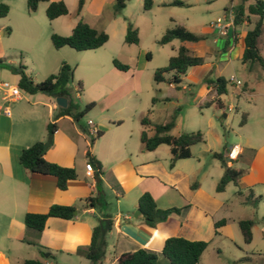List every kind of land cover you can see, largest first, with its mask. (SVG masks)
I'll return each mask as SVG.
<instances>
[{
    "label": "crops",
    "instance_id": "0c3cea01",
    "mask_svg": "<svg viewBox=\"0 0 264 264\" xmlns=\"http://www.w3.org/2000/svg\"><path fill=\"white\" fill-rule=\"evenodd\" d=\"M0 1L8 6L6 15L0 18V37L4 33L15 34L17 39L12 49L17 50L20 56L24 53L21 64L29 66L28 74L33 81H40L56 72L62 61L73 65L72 80L74 64L77 66L81 62L92 65L90 60L75 58L74 50L66 46L53 48L49 40L51 33L69 34L79 17L89 26L105 30L109 22L118 16L111 15L105 25L98 26L97 21L103 7L112 4L114 0H84L80 12L74 18L65 19L66 15H61L48 20L50 30L45 32L43 27L38 26L32 13L26 11L25 0L24 4L22 0ZM61 1L67 8L69 5H74L75 8L76 0ZM160 1L163 5L170 0ZM229 1L236 4L239 0ZM250 2L252 0H246L244 5ZM46 5L45 2L44 8ZM227 7L222 9V15ZM144 18L145 27L151 33L165 30V26L159 30L161 26ZM255 20L256 16L250 15L247 21L238 25L233 26L229 22L223 35L210 28L208 21L200 34L202 39L195 42L180 41L179 46H184L188 52L192 48L204 54L213 53L219 61L232 66L233 60H241L244 34ZM134 26L138 33L140 26L136 23ZM125 27V24L119 23L117 34L120 37H123ZM263 28L264 18L261 32ZM208 33L212 35L211 40L216 47L205 44ZM260 35L256 45L262 55L264 48L258 45ZM40 37L42 41L38 43ZM0 51V57H3L5 52L2 49ZM15 60L13 57L6 61L13 64ZM218 76L224 78L221 69H215L211 62L203 60L201 64L186 69L177 88L186 89L184 84L197 85L198 101H202L203 105H214L222 109L220 95H216L207 83L209 79ZM17 79L12 78L13 85L8 88L0 87V264H19L24 259H37L46 264L45 259L49 256L61 261L60 263L76 261L86 264L81 263L80 258L87 259L77 252V248L89 244L91 229L98 219L105 225V247L99 264H115L120 253L140 248L154 252L158 264H169L160 253L165 238L180 236L188 240H205L208 243L216 238L232 240L236 234L233 227L238 230L237 221L240 219L252 221L250 241L257 235L264 237V229L260 223L264 216V87L256 90L245 81H241L240 86L234 85L249 98V102L241 112L244 120L242 124L238 123L235 132L237 142L224 143L219 154L226 166L240 170L241 174L236 184L228 182L221 191H216L215 184L222 174V165H205L197 157L195 164L190 166L178 161L187 158L177 159L171 167L167 166L170 161L167 145L161 147L165 144H160L152 150L141 148L140 131L143 129L150 134L152 128L151 125H141L140 117L137 116V126L131 123L129 127L118 129H112L111 126L120 125L121 120L110 118L93 122L88 119L92 122L91 126L100 132L94 138L90 136L92 141L89 142L70 114L59 115L53 119L54 113L65 106H58L54 97L43 93L24 95L26 93L16 87ZM260 79L264 81L263 77ZM76 88L78 87L74 85L69 87L73 102ZM11 91L15 95L6 97ZM222 115L226 117L227 113ZM51 121L55 122L56 128L52 134L51 145L45 150L43 157L46 161L60 166L72 167L76 172L75 178L66 181L64 189L56 187L55 177L51 175L24 171L17 160L24 147L45 138L46 124ZM164 122L166 120L161 123ZM87 128L86 125L85 132ZM170 133L179 134L173 131ZM233 144L238 146V153L235 159L228 160L225 153ZM87 151L100 162L99 173L87 159ZM189 151L188 158L193 154L192 145ZM85 162L90 163V171L85 170ZM97 183L107 205L87 206L84 199L96 195ZM144 191L151 195L157 208H178L179 212H171L165 219L155 220L154 226H148L141 219L140 213H134L138 209L137 198ZM254 199L256 204L251 206L252 211H247L245 206H249ZM52 204L73 205L75 214L70 219L47 217L40 231L24 226V213H44ZM219 220H223V223L214 227V222ZM38 245L42 247V252ZM205 250L206 248L196 264H201ZM56 262L47 264H59Z\"/></svg>",
    "mask_w": 264,
    "mask_h": 264
},
{
    "label": "rangeland",
    "instance_id": "374dc122",
    "mask_svg": "<svg viewBox=\"0 0 264 264\" xmlns=\"http://www.w3.org/2000/svg\"><path fill=\"white\" fill-rule=\"evenodd\" d=\"M181 1L183 2L181 6H168L161 5L160 0H152L151 7L143 10L141 7L142 0H127L117 18L110 21L104 30L108 38L99 48L73 52L75 58L90 60L92 65L81 62L77 66L74 64V79H71L67 86L74 85L77 87V83L80 84L79 88L74 89V103L77 109H82L88 103L93 104L78 121L74 122L78 123L83 130L79 131L90 142L91 137L87 136L84 131L88 119L93 122L110 118L121 120L120 125L111 126L112 129H118V127H129L131 123L137 126V116H147L153 124L161 123L163 120L168 121L174 113V125L176 126H173L170 131L180 133L197 130L201 132L204 138L203 141L192 145V157L178 160L179 163L190 166L195 164L196 158L199 157L205 165L219 167L222 165L221 162L211 154L213 152L220 153L224 143L237 142L235 132L238 129L240 115L249 102V98L238 91L234 84L228 80L230 77H234L240 82L245 81L247 85L252 84V87L258 90V88L264 87V81L260 79V77L264 78V72L255 64H253V68H248L247 64L240 59L233 60L231 66L229 63L219 61L213 53L204 54L201 51L189 49L190 54L202 56V61H209L215 69L216 67L221 69V74L226 80V92L220 94L222 109L214 105H203L202 101H198L197 85L184 84L186 89L168 85L167 79L170 73H164L162 81L154 82L152 79L154 69L167 64L168 57L175 53L180 40L172 39L169 43L158 44L156 40L163 32L151 33L145 27L144 17L152 20L154 25L161 26L159 30L163 26L167 28L176 23L184 26L190 32L200 35L204 31L205 24L216 17H221L222 9L230 4L229 0ZM0 3L4 2L0 1ZM22 3L24 4L23 0ZM44 4L43 1L39 2L32 15L35 17L38 26L43 27L46 32L50 30V27L44 14ZM111 13L112 4L105 5L98 18V26L105 25L111 19ZM65 15V19L74 18L77 15L74 5H69ZM127 22L133 27H135V23L140 26L139 41L136 45L123 44V37L117 34L119 23L126 25ZM16 39L15 34L4 33L0 37V50L5 52L4 56L0 57V75H5V77L0 76V82H6L8 85H13L12 78H18V74L14 70L22 65L24 60V53L20 56L17 50L12 49ZM211 39L212 35L208 33L205 44L216 47ZM41 41L42 37L38 43ZM258 45L260 48H264V28L258 39ZM262 55L264 57V51ZM13 57L16 60L13 64H9L6 60ZM113 58L125 64L127 70L124 72L115 70L112 65ZM20 59L21 62H18ZM71 66L73 67V65ZM29 69V66L25 64L23 71L28 76ZM24 95L28 96L27 93ZM227 106H230L231 109L227 110ZM222 113H227V116L223 117ZM206 130L208 132H205ZM161 147L167 146L162 145ZM252 201H250L249 206H245L247 211H252ZM260 223L264 229V216ZM233 228V232L236 231V234L232 240L216 238L208 243L204 256L201 258V264H264V237L257 235L249 243H244L239 229ZM39 257L43 259L41 254ZM80 259L81 263H89L84 258ZM45 261L47 263L56 262L57 259L49 256L46 257ZM57 262L59 264H79L76 261L60 263L61 261L58 260Z\"/></svg>",
    "mask_w": 264,
    "mask_h": 264
},
{
    "label": "trees",
    "instance_id": "16d2710c",
    "mask_svg": "<svg viewBox=\"0 0 264 264\" xmlns=\"http://www.w3.org/2000/svg\"><path fill=\"white\" fill-rule=\"evenodd\" d=\"M46 2L44 8L45 17L51 20L55 17L65 15L67 13L66 5L63 1L51 0H25V7L28 13L36 10L39 2ZM127 0H114L112 3V16L119 14L124 7ZM246 0H239L232 6V25H238L243 21H247L250 15H255L256 20L252 27L247 30L243 37V50L241 53V61L247 64L249 68L251 65H257L264 72V58L257 48L256 41L261 33L262 19L264 18V0H252V2L244 5ZM84 0H76L75 12L78 14L83 6ZM181 0H170L163 5L181 6ZM152 0H142L141 7L147 10L151 7ZM8 11V6L5 3H0V18L5 16ZM108 36L102 29H97L89 26L79 17L72 26L69 34L59 35L51 33L49 36L50 43L53 48L66 46L74 51L93 50L100 47ZM201 35L194 34L187 30L184 26L174 23L170 27L165 28L163 33L156 40L158 44H165L172 39L180 41L195 42L202 39ZM124 44H137L138 33L137 29L130 23H126L123 41ZM202 58L192 55L184 46H179L175 54L170 55L167 59V64L162 67L155 68L152 73L154 82H159L164 79V73H170L167 83L172 84L175 88L178 87L180 77L184 74L186 69L191 66L201 64ZM114 68L125 71L127 66L120 63L117 59H112ZM24 65H19L14 71L18 74L16 82L17 89L27 94L43 93L51 97H64L66 105L60 111L54 113L53 119L59 115L70 114L74 121L83 115L93 104H85L82 109H77L73 102L71 92L67 86L71 80L73 68L66 62H60L56 72L49 74L40 81H33L30 76L24 73ZM211 85L216 95L226 92V80L221 76L209 79L207 81ZM77 87L80 84L77 83ZM173 113L170 119L164 123H150L147 116L140 117L141 125H151L152 132L147 134L145 130H141L139 134V141L143 150H152L160 144H165L169 147L170 161L168 166L171 167L173 162L177 159L188 158L190 156L189 148L191 145L203 141V136L200 131L181 132L173 135L170 130L174 126ZM244 120L243 114L240 115L239 124ZM56 128L55 122L51 121L46 124L45 138L38 140L30 145L24 147L18 154L17 160L24 171L28 173H37L44 175H51L55 177V184L58 189H64L66 181L76 177V172L72 167H63L58 164L46 161L43 157L45 150L51 145L52 134ZM100 134L97 131L96 136ZM92 138L90 139V142ZM87 159L92 164L96 172L101 171L100 162L86 152ZM214 158H217L223 167V171L215 184V190L221 191L224 185L228 182L236 184L238 176L241 174L240 170H235L226 166L219 153H212ZM256 201V199H254ZM254 201L252 204L254 205ZM87 206H106L107 203L103 199L100 186L96 184V195L89 196L84 199ZM137 208L141 214V219L148 226H154L156 223L154 217L159 220L165 219L171 212H179L178 208L159 209L151 197V195L144 191L136 201ZM75 207L73 205H58L52 204L44 213L26 212L23 214L22 222L26 228L40 231L44 225L47 217H58L62 219H70L73 216ZM223 220L214 222V227L222 224ZM109 224V223H108ZM252 225L251 219H240L237 221V227L242 236L244 243H249L251 240L250 227ZM104 222L97 220V223L91 229L89 244L85 247H78L77 252L85 257L89 264H99L103 255L105 247L104 240ZM208 242L205 240H188L180 236H170L163 240L160 253L168 261L169 264H196L202 251L206 248ZM42 252V247L38 245ZM44 249V248H43ZM19 264H44L37 259H24ZM115 264H158L156 261V254L146 249H136L132 251H125L116 257Z\"/></svg>",
    "mask_w": 264,
    "mask_h": 264
},
{
    "label": "built area",
    "instance_id": "2783aa9c",
    "mask_svg": "<svg viewBox=\"0 0 264 264\" xmlns=\"http://www.w3.org/2000/svg\"><path fill=\"white\" fill-rule=\"evenodd\" d=\"M232 2H230L229 6L227 7L224 15H222L221 17H216L214 20L209 21L208 26L210 28H213L216 30L217 33L219 34H225V27L228 25V23H232L231 19H232ZM229 82H231V84H234L235 86H240V81L238 79H235L234 77H230ZM0 87H5L8 88L9 85L6 82H0ZM15 93H13L12 91L6 95V97H12L14 96ZM227 110H230V106L226 107ZM6 112V111H5ZM92 122L90 120L86 121V125L88 126V128L86 129V132L89 136L93 137L96 136L97 130L91 126ZM238 153V146L236 144L231 145L225 153V157L228 160H233L235 159L236 155ZM84 168L86 171H90L91 170V165L89 162H85L84 163Z\"/></svg>",
    "mask_w": 264,
    "mask_h": 264
},
{
    "label": "water",
    "instance_id": "95a60500",
    "mask_svg": "<svg viewBox=\"0 0 264 264\" xmlns=\"http://www.w3.org/2000/svg\"><path fill=\"white\" fill-rule=\"evenodd\" d=\"M54 101L58 106L64 107L66 105V99L64 97H54ZM136 215L139 212V209H136V211L134 212ZM73 214H75V211H73ZM155 220L158 219V217H154Z\"/></svg>",
    "mask_w": 264,
    "mask_h": 264
}]
</instances>
